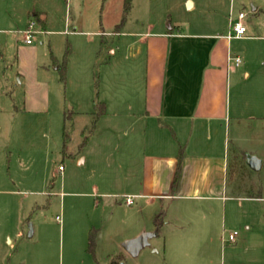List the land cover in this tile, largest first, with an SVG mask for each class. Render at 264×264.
Here are the masks:
<instances>
[{"label": "crops", "instance_id": "0c3cea01", "mask_svg": "<svg viewBox=\"0 0 264 264\" xmlns=\"http://www.w3.org/2000/svg\"><path fill=\"white\" fill-rule=\"evenodd\" d=\"M245 1L237 0L240 4ZM260 8H253L255 14ZM5 16L19 19L16 27L21 42L31 21L36 22L39 35L48 34L46 0H0V32L4 31ZM235 18L230 12L229 25L222 31L213 24L190 32L154 31L150 26L147 31H128L123 23L117 25L116 34L121 38L140 37L144 58H137L143 49L130 43L127 48L134 63L128 64L129 57L125 56L118 65L113 60L118 53L124 54L125 44L110 47L104 85L120 80V90L99 93L88 83L71 102L72 122L74 114H93L92 125L95 104L102 102L106 109L98 121L107 128L103 140H95V129L81 151L85 154L78 159L80 164L94 172L102 150L104 155H100L106 157L102 169L109 166V161L114 162L102 187L101 181L89 187L76 180V185L87 188L81 194L90 199L98 194L106 199L121 194L117 202L126 208L139 201L133 208L136 212L150 208L164 214L160 228L155 222L139 223L126 231L122 242L144 232L158 237L165 225L170 226L169 253L176 257L179 252L192 264H208L211 235L220 222V264H264V63L248 58L239 66L233 64L232 43L236 37H230V23ZM259 30L257 20L251 18L245 35L236 40H264V36L255 34ZM17 48L18 69L26 73L24 111L42 114L49 103V87L40 73L37 49ZM53 62L58 71V61ZM139 72V79H134ZM251 158L261 162L258 171L248 164ZM60 173L59 185L65 188L69 177L64 167ZM118 184L121 190L117 191ZM128 197L134 198L131 206L125 204ZM235 231L236 241L228 242L227 235ZM123 243L118 255L131 256Z\"/></svg>", "mask_w": 264, "mask_h": 264}, {"label": "rangeland", "instance_id": "374dc122", "mask_svg": "<svg viewBox=\"0 0 264 264\" xmlns=\"http://www.w3.org/2000/svg\"><path fill=\"white\" fill-rule=\"evenodd\" d=\"M126 1L46 0L48 34L39 35L32 45L19 41L22 38L16 27L19 19L5 16L4 31L0 32V264H109L120 254L124 242L121 237L126 231L139 223L152 225L157 217L159 222L165 221L162 210L156 213L155 209L147 208L143 213L136 212L133 208L139 206V201L132 208L124 207L117 202L121 194L113 199L102 198L101 194L90 199L81 194L87 188L76 185V180L89 187L101 181L102 187L114 163L109 161V166L102 169L106 163L103 150L102 155L98 152L100 165L94 172L78 161L85 154L78 150L84 128L87 125L90 128L93 114H74L68 128L70 141L64 150L63 111L72 110L71 102L78 99L77 93L86 89L88 83L93 91L98 88L99 93L121 88L120 80L104 85L109 48L125 44L124 54L118 53L113 60L118 65L125 56L129 57L128 64L134 63L127 48L130 43L138 50L143 49L137 58H144L140 37L121 38L116 34ZM129 3L123 23L127 30L147 31L150 26L154 31L190 32L213 24L222 31L229 25L230 12L237 16L242 10L247 14L243 20L245 27L249 19L255 18L260 28L255 34L264 36V0H246L243 4L237 0H129ZM259 6L262 10L255 14L253 8ZM19 46L37 49L40 73L49 87V103L42 114L24 111L26 73L18 69ZM66 54L67 72L63 81L53 61L61 64ZM231 56L240 57L242 63L248 58L264 63V40L235 38ZM140 76L139 72L134 79ZM100 122L95 140H103L107 131ZM60 166L69 177L65 188L59 185ZM118 186L117 191L121 190V185ZM222 227L220 222L214 227L207 251L208 264H220L217 255L221 251ZM93 228L98 231L94 256L87 252L88 235ZM171 230L172 227L165 225L138 257L125 255L119 264H192L185 262L179 252L176 257L169 253Z\"/></svg>", "mask_w": 264, "mask_h": 264}, {"label": "trees", "instance_id": "16d2710c", "mask_svg": "<svg viewBox=\"0 0 264 264\" xmlns=\"http://www.w3.org/2000/svg\"><path fill=\"white\" fill-rule=\"evenodd\" d=\"M129 9H130V3H129V0H127L126 4H125L124 15H123L121 23L125 22L126 16H127V13L129 11ZM67 53H68V51H67ZM66 56H67V54L63 58L62 63L57 65L58 66V71H59L61 79L63 81L66 80V72H67V67H66L67 58H66ZM105 114H106V109H105L104 103L97 102L95 104L94 120L92 122L91 127L89 129H87V131H85L83 133V140H82L81 144L79 145V150H78L79 152H81L86 147V145H87V143L89 141V138L91 137V135L94 133V131L96 129L97 122ZM72 118H73V113L72 112L68 111V112L65 113L64 126H63L64 150L65 151H66V148H67V144L70 141V134H69L68 128L72 126ZM178 177H179V173L177 172V176H176V179H175V185H176V183L178 181ZM159 221H160L159 217H157L156 220H155V226L157 228H160L161 225H162L161 224L162 222H159ZM97 234H98V231L93 228V229L90 230L89 235H88L87 252L92 254L93 256L95 255ZM121 260H122V256L121 255H117V256L113 257L110 260L109 264H119L121 262Z\"/></svg>", "mask_w": 264, "mask_h": 264}, {"label": "built area", "instance_id": "2783aa9c", "mask_svg": "<svg viewBox=\"0 0 264 264\" xmlns=\"http://www.w3.org/2000/svg\"><path fill=\"white\" fill-rule=\"evenodd\" d=\"M246 15L247 14L245 12H239L236 18L231 20L230 25L232 28V33L230 34V37L242 38L245 35L246 27L243 23V20L245 19ZM40 33L41 32L37 29L36 22L31 21L28 24L26 30L23 32V38H24L25 44L27 45L33 44L37 40V37ZM241 63H242V59L240 57H234L233 64L235 66H239ZM59 170L63 171V167L60 166ZM125 204L129 206L133 205L134 198L133 197L126 198ZM57 220L61 221V217L58 216ZM237 236H238L237 231L230 233L227 237L228 242L234 243L236 241Z\"/></svg>", "mask_w": 264, "mask_h": 264}, {"label": "water", "instance_id": "95a60500", "mask_svg": "<svg viewBox=\"0 0 264 264\" xmlns=\"http://www.w3.org/2000/svg\"><path fill=\"white\" fill-rule=\"evenodd\" d=\"M248 164L250 165V167L253 170H259L261 167V162L256 161L254 159H250L248 161ZM33 234V230H32V226L30 225V236H32ZM156 234L155 233H150V232H144L142 234H140L139 236H137L134 239L131 240H127L123 243V248L132 256V257H136L138 256V254L145 248H147L150 243L149 240L152 239L153 237H155Z\"/></svg>", "mask_w": 264, "mask_h": 264}]
</instances>
